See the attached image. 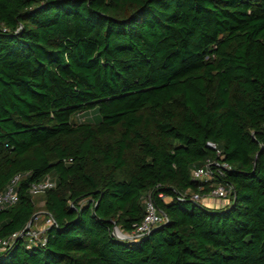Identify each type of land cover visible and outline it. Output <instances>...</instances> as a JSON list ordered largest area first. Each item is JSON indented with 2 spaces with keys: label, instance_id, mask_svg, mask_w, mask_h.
Instances as JSON below:
<instances>
[{
  "label": "trees",
  "instance_id": "16d2710c",
  "mask_svg": "<svg viewBox=\"0 0 264 264\" xmlns=\"http://www.w3.org/2000/svg\"><path fill=\"white\" fill-rule=\"evenodd\" d=\"M207 141L232 165L224 207L190 198ZM15 173L0 237L41 193L54 223L0 264H264V0H0V192ZM148 194L167 221L116 238Z\"/></svg>",
  "mask_w": 264,
  "mask_h": 264
},
{
  "label": "built area",
  "instance_id": "2783aa9c",
  "mask_svg": "<svg viewBox=\"0 0 264 264\" xmlns=\"http://www.w3.org/2000/svg\"><path fill=\"white\" fill-rule=\"evenodd\" d=\"M207 145L216 150V157L207 158L202 165L192 169V179L200 180L204 183L200 185L199 192L190 194V198L195 202H201L211 208L224 207L231 203L233 185L220 178L225 175L227 170L232 168V165L223 159V153L216 142L207 141ZM22 175L21 173H15V175L11 176L5 185V189L0 192V210L7 205L15 204L17 199L15 185ZM30 186L29 193L31 195L38 194L54 186V181L50 176H47L41 181L32 183ZM185 194L182 195V199ZM159 196L166 199L162 193ZM143 200L145 203L144 218L139 223L134 224V229L131 232L122 231L126 236L133 238L143 237L149 234L153 228L167 221V216L160 210L150 194L143 197ZM41 216L43 219V227L40 229L34 225L39 217L34 213L32 218L34 223L33 225L30 224L26 230L23 228L22 230H17V232L10 233L6 237H0V251L6 246L11 245L18 236L25 237L26 247L38 243L43 244L46 240L45 229L54 223V219L46 211L42 212Z\"/></svg>",
  "mask_w": 264,
  "mask_h": 264
},
{
  "label": "rangeland",
  "instance_id": "374dc122",
  "mask_svg": "<svg viewBox=\"0 0 264 264\" xmlns=\"http://www.w3.org/2000/svg\"><path fill=\"white\" fill-rule=\"evenodd\" d=\"M74 118H76L78 121H80V120H88V121H91V122L95 123L96 120L99 119V112H98L97 108L91 107L89 109L80 111V113H78ZM42 197H43L42 193L38 194V195H35L33 197V200L36 203L34 213H36L39 216L37 218V220L35 221L34 225L38 229L43 227V219H42L41 214H42V212L45 211V209H44V206H43ZM117 227H119V226H117Z\"/></svg>",
  "mask_w": 264,
  "mask_h": 264
},
{
  "label": "water",
  "instance_id": "95a60500",
  "mask_svg": "<svg viewBox=\"0 0 264 264\" xmlns=\"http://www.w3.org/2000/svg\"><path fill=\"white\" fill-rule=\"evenodd\" d=\"M33 215H34V213H33ZM32 218H33V216L30 218V221L24 227V230H26L30 226V224L33 221ZM119 232H122V230L119 227L114 226L113 230H112V234H114V236L116 238H120L122 240H128V241H133L134 239H136V237H134V238L133 237H129V236H126L123 232H122V234H120Z\"/></svg>",
  "mask_w": 264,
  "mask_h": 264
},
{
  "label": "bare ground",
  "instance_id": "6f19581e",
  "mask_svg": "<svg viewBox=\"0 0 264 264\" xmlns=\"http://www.w3.org/2000/svg\"><path fill=\"white\" fill-rule=\"evenodd\" d=\"M120 234H122V232H119Z\"/></svg>",
  "mask_w": 264,
  "mask_h": 264
}]
</instances>
